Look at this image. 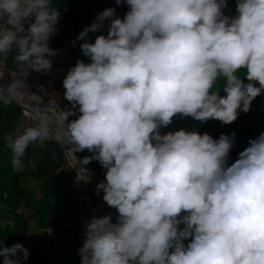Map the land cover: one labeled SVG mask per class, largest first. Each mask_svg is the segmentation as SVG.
Instances as JSON below:
<instances>
[{"label":"clouds","instance_id":"clouds-1","mask_svg":"<svg viewBox=\"0 0 264 264\" xmlns=\"http://www.w3.org/2000/svg\"><path fill=\"white\" fill-rule=\"evenodd\" d=\"M51 2L0 0V58L15 50L26 71L52 69L60 13ZM115 3L128 6L123 17L106 8L72 42L83 41L90 62L78 60L63 79L70 106L55 134L73 155L92 153L82 165L106 169L97 194L118 213L116 222L111 213L87 222L81 264H264V132L229 163L235 132L159 131L177 115L230 125L250 111L264 93V0H237L234 17L223 12L227 0ZM22 85L0 86V102ZM49 137L46 115L6 137L13 169ZM0 258L22 264L29 250L0 241Z\"/></svg>","mask_w":264,"mask_h":264},{"label":"trees","instance_id":"trees-1","mask_svg":"<svg viewBox=\"0 0 264 264\" xmlns=\"http://www.w3.org/2000/svg\"><path fill=\"white\" fill-rule=\"evenodd\" d=\"M236 5L237 0H227V7L223 9L224 14L236 16ZM51 6L60 13L56 25L57 33L49 41L51 48L59 50L55 57H59L64 52L65 34L71 35V38L76 40L79 33L86 26L91 25L96 16L106 8H115L120 17H123L128 10L126 4L117 6L115 0H52ZM100 34H106V28L103 33H90V42ZM81 43L83 41H76L75 45L66 49L65 59L55 67L59 76L58 79L51 78V85L55 92L65 90L63 79L78 60L90 62L89 57L85 56L80 49ZM15 54L13 50L2 59L16 73H23L25 67L15 61ZM223 94L221 91L220 95ZM20 117L21 113L15 106L0 104V241L8 247L16 243L26 246L30 224L34 222L40 230L44 232L51 230L52 234L45 243L30 245L29 258L22 264H81L78 249L82 243L78 227L68 226L72 218L64 216L63 211L62 196L75 187L74 179L65 166L63 150L54 141L33 143L22 158L24 169L15 171L11 164L12 150L6 137H9L16 129ZM180 129L207 132L213 138H218L222 133L235 132L236 143L229 153V163H232L230 160L238 158L239 152L248 146L249 139L264 132V93L252 101L249 112H240L238 119L230 125H221L217 120L200 122L192 117L177 115L173 117L170 125L161 126L159 131L166 134ZM90 155L92 153L87 149L76 152L78 165L105 173L106 170L97 161H92L85 166L81 164L80 160ZM111 214L113 221L116 222L118 214L112 212ZM185 214L181 213V216ZM179 228L183 230L185 225L181 223ZM191 239L192 237H189L182 242L187 246ZM0 264H2V258H0Z\"/></svg>","mask_w":264,"mask_h":264},{"label":"rangeland","instance_id":"rangeland-1","mask_svg":"<svg viewBox=\"0 0 264 264\" xmlns=\"http://www.w3.org/2000/svg\"><path fill=\"white\" fill-rule=\"evenodd\" d=\"M74 40L71 38V35L65 34L64 36V52L61 53L59 57H52V69L50 71L44 72L43 77V85H41V91H38L36 93L41 94L39 95L42 99L47 96L49 98L51 96V99L49 100L54 103L52 104L54 107H57L59 109H65L66 107H69V102L64 99V91L60 92L59 95L56 94V92L53 90V87L50 83L51 77L58 79L59 76L55 70V67L59 65V63L63 62L65 59L66 49H68L70 46L73 45ZM38 79V78H37ZM41 80V79H40ZM47 84V85H45ZM54 91V92H53ZM46 98V97H45ZM53 98H57L54 100ZM28 127H35L33 123L23 117L21 115L19 119V124L16 126V129L12 131L9 137H11L13 140L21 135L26 128ZM162 135L163 132H160ZM64 156V155H63ZM237 158L231 159V162H234ZM73 161L78 164V162L73 160V158L69 156H64V162L66 161ZM106 170V169H105ZM105 178V173H101V179ZM75 187L72 190H68L64 196H62L63 199V211L64 216L71 217V221L69 222V227H78V232L81 238V243L83 245L84 242V232L86 231V224L91 220L93 216H102L107 213H113L117 214L115 211V208H110L102 199L103 191H100L99 194H97L96 186L92 183H87L82 180H75ZM93 187V188H92ZM91 188L92 190L89 191L88 189ZM91 192V193H90ZM54 198V197H53ZM56 199V197H55ZM3 225V221L1 222ZM52 231L48 230L46 232L40 230V228L37 226L36 223L32 222L30 224L29 228V237H28V243L25 246L27 249L32 245L33 243H40L43 244L48 240V238L51 236Z\"/></svg>","mask_w":264,"mask_h":264},{"label":"built area","instance_id":"built-area-1","mask_svg":"<svg viewBox=\"0 0 264 264\" xmlns=\"http://www.w3.org/2000/svg\"><path fill=\"white\" fill-rule=\"evenodd\" d=\"M15 81H22L23 85L16 90L15 95L10 97L9 102H0V104L4 106H15L20 111L21 115L30 120L35 127L42 116H48L50 137L45 141L53 140L57 129L62 127L58 120L60 109L44 102L30 86V81L26 73H16L10 65L0 58V86L10 85ZM77 115H79V113ZM75 118L76 117H69V120ZM67 169L73 179L82 180L87 183H92L101 177V173L98 170L81 167L77 163L69 160L67 162ZM115 211L117 213L116 209Z\"/></svg>","mask_w":264,"mask_h":264},{"label":"crops","instance_id":"crops-1","mask_svg":"<svg viewBox=\"0 0 264 264\" xmlns=\"http://www.w3.org/2000/svg\"><path fill=\"white\" fill-rule=\"evenodd\" d=\"M23 73H26V75H27V77H28V79H29V81H30V86L34 89V91L35 92H38V91H41L40 89H41V85H43L44 83H46V82H43V77H44V72H35V71H32V70H24V72ZM38 78V79H37ZM45 78V77H44ZM51 78H53V77H51ZM41 79V80H40ZM50 83H51V81H50ZM45 85H47V84H45ZM37 88H40V89H37ZM54 92V91H53ZM39 93V92H38ZM37 93V94H38ZM59 93L60 92H56V94L57 95H59ZM38 95H41V94H38ZM46 97V98H45ZM44 98H43V100H44V102H46L47 104H49V105H51V106H53L52 104H54V103H52L51 101H52V98H51V96L49 97L50 99H51V101L49 100V98H47V96H45ZM54 100H56L57 98H53ZM47 101H49L50 103H48ZM51 141H54V142H56L61 148H62V150H63V155L64 156H69V157H71V158H73V160H75L76 159V153H74V155H73V153L71 152V150H70V146H68V145H65V144H61V143H58L56 140H55V137L53 138V140H51ZM67 162L68 161H66L65 162V166H66V169H67ZM68 170V169H67ZM105 178H102L101 179V177L98 179V180H96V181H94L93 182V184L96 186V190H97V184L98 183H100L101 181H103ZM102 191V190H101Z\"/></svg>","mask_w":264,"mask_h":264}]
</instances>
